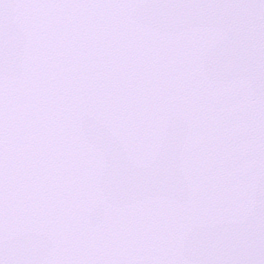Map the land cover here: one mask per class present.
<instances>
[{
  "label": "snow or ice",
  "instance_id": "obj_1",
  "mask_svg": "<svg viewBox=\"0 0 264 264\" xmlns=\"http://www.w3.org/2000/svg\"><path fill=\"white\" fill-rule=\"evenodd\" d=\"M0 264H264V0H0Z\"/></svg>",
  "mask_w": 264,
  "mask_h": 264
}]
</instances>
